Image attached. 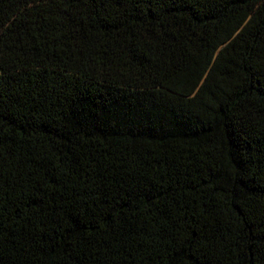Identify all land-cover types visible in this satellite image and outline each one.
Returning <instances> with one entry per match:
<instances>
[{
	"label": "trees",
	"instance_id": "obj_1",
	"mask_svg": "<svg viewBox=\"0 0 264 264\" xmlns=\"http://www.w3.org/2000/svg\"><path fill=\"white\" fill-rule=\"evenodd\" d=\"M0 264H264V0H0Z\"/></svg>",
	"mask_w": 264,
	"mask_h": 264
}]
</instances>
